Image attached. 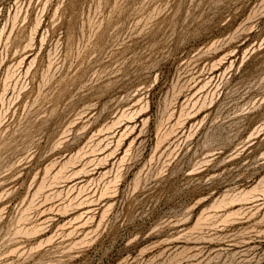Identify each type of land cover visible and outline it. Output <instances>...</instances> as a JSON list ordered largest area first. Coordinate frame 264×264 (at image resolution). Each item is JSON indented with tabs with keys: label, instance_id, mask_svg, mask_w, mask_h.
Returning <instances> with one entry per match:
<instances>
[{
	"label": "rangeland",
	"instance_id": "obj_1",
	"mask_svg": "<svg viewBox=\"0 0 264 264\" xmlns=\"http://www.w3.org/2000/svg\"><path fill=\"white\" fill-rule=\"evenodd\" d=\"M0 264H264V0H0Z\"/></svg>",
	"mask_w": 264,
	"mask_h": 264
}]
</instances>
